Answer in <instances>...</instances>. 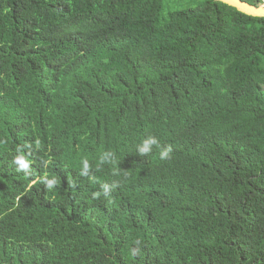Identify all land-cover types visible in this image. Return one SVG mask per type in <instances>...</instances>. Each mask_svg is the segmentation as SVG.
<instances>
[{"label":"trees","instance_id":"obj_1","mask_svg":"<svg viewBox=\"0 0 264 264\" xmlns=\"http://www.w3.org/2000/svg\"><path fill=\"white\" fill-rule=\"evenodd\" d=\"M165 1L0 0V264H264V18Z\"/></svg>","mask_w":264,"mask_h":264},{"label":"clouds","instance_id":"obj_2","mask_svg":"<svg viewBox=\"0 0 264 264\" xmlns=\"http://www.w3.org/2000/svg\"><path fill=\"white\" fill-rule=\"evenodd\" d=\"M153 148L160 149L159 151V159L167 160L170 158L172 153L171 145L162 146L160 144L159 139L156 136H147L145 137L139 144L136 145V153L139 156H147L152 151ZM114 154L111 152H105L101 156V160L105 162H109L113 159ZM12 163L17 166V169L20 171L27 172L30 169V162L28 158L18 149L17 154L13 157ZM90 169V165L87 160L83 161L82 174L87 175ZM44 182L46 183V187L48 189L53 188L56 183V180L44 178ZM103 193L107 195L110 191V186L108 184L102 185ZM98 195V194H97Z\"/></svg>","mask_w":264,"mask_h":264},{"label":"water","instance_id":"obj_3","mask_svg":"<svg viewBox=\"0 0 264 264\" xmlns=\"http://www.w3.org/2000/svg\"><path fill=\"white\" fill-rule=\"evenodd\" d=\"M216 1L224 3L230 7H233L245 15L251 17L264 18V5L256 6L242 0H216Z\"/></svg>","mask_w":264,"mask_h":264},{"label":"rangeland","instance_id":"obj_4","mask_svg":"<svg viewBox=\"0 0 264 264\" xmlns=\"http://www.w3.org/2000/svg\"><path fill=\"white\" fill-rule=\"evenodd\" d=\"M201 0H192L191 3H198ZM190 3V0H166L164 2V14H167L169 11H174L183 8L184 6H187ZM190 3V4H191Z\"/></svg>","mask_w":264,"mask_h":264},{"label":"built area","instance_id":"obj_5","mask_svg":"<svg viewBox=\"0 0 264 264\" xmlns=\"http://www.w3.org/2000/svg\"><path fill=\"white\" fill-rule=\"evenodd\" d=\"M260 1H261V3H262L261 5H264V0H260Z\"/></svg>","mask_w":264,"mask_h":264}]
</instances>
